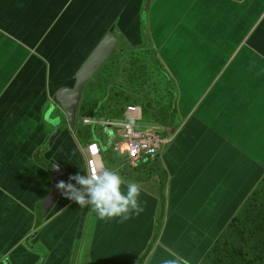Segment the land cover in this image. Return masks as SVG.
I'll list each match as a JSON object with an SVG mask.
<instances>
[{
	"label": "crops",
	"instance_id": "obj_1",
	"mask_svg": "<svg viewBox=\"0 0 264 264\" xmlns=\"http://www.w3.org/2000/svg\"><path fill=\"white\" fill-rule=\"evenodd\" d=\"M71 2L0 0V30L9 25L28 36L33 28L25 20H54ZM145 3L79 0L77 15L89 4L95 12L98 4L119 6L112 20L113 27L122 24L117 28L123 46L154 53L152 73L167 87L165 115L173 118L170 126L157 124L170 137L159 154L167 173L162 192L158 176L136 182L125 169L116 171L122 190L137 183L143 211L100 220L91 206L78 205L60 189L46 211L41 201L51 191L56 165L65 173L61 181L88 174L85 145L75 142L61 108L66 127L45 119L54 102L44 88L50 67L32 73L24 61L11 64L0 90V264H137L149 244L142 264H151L159 246L165 252L161 260L169 259L167 252L177 255L169 246L179 244L186 254L180 257L198 264L264 176V0H149L143 20ZM23 45L16 40L15 51Z\"/></svg>",
	"mask_w": 264,
	"mask_h": 264
},
{
	"label": "rangeland",
	"instance_id": "obj_2",
	"mask_svg": "<svg viewBox=\"0 0 264 264\" xmlns=\"http://www.w3.org/2000/svg\"><path fill=\"white\" fill-rule=\"evenodd\" d=\"M80 1L82 4H84L87 0ZM88 6L87 12L78 17L77 13H79V0H72L67 10H64L66 8V6H64L62 11L58 13L54 20L53 18L50 20L49 17L51 15H39L41 16V19L38 21L27 19L24 21V23L26 25H32L33 28L28 36H22V32L18 30L11 31L9 25H4L9 32L7 30H0V90L3 89L2 87H4V84L7 82L6 80H8L9 76L12 74L10 71L11 64L14 65L13 68H16L17 65L22 61L26 62L25 67L29 66L32 70V73L37 71L41 66H44L41 71H45L47 73L50 67V76L47 78V82L44 84L45 92L48 93V95L51 94L54 96L56 90L60 87L73 86L75 73L95 47L96 44L93 46V48L92 45L96 39L101 35L103 38V36L108 33V31H111L114 36L117 38L119 37L118 39H120V42L118 45L122 47V50L115 52L116 54L114 56L105 61L103 66L99 69V73L96 74V77L91 80L90 84L87 86L83 99L92 102L100 100L107 92L108 86L111 83H117L129 90L141 94L148 100L149 103H151L153 107L159 109L164 108L166 106L165 99L167 87L162 84L152 73L151 56L154 55L153 51L147 50V53H144L141 50L129 52L127 47L123 46L124 44L122 42L124 40L117 28L122 24L121 22L118 24L116 21L114 22L116 26L113 27L112 20L119 6L104 5L103 7L102 5L98 4L96 5L98 10L95 12L94 4L90 5L93 7L92 9L94 10V14L96 13L95 17H97L99 21L94 20L95 17L93 15V10L90 8V6ZM57 8L58 7L56 6V9ZM103 8L104 12L102 13ZM36 15L38 14L36 13ZM78 18H80L78 21L79 23L76 22V19ZM84 24L87 25V29H89L88 32H86V37V33L84 34L83 28ZM144 24L145 22H143V25ZM142 30L143 32L145 31L144 28H142ZM79 33H83L84 35L79 37ZM16 40L17 42L24 44L23 49L18 46V49L15 51L14 44ZM37 40L38 42L35 45ZM125 43L127 44V42ZM27 46H29L30 49ZM55 71H57L59 74L57 72L54 74ZM22 74H27L25 68H23ZM37 77L41 79V75L35 76L36 79H32L33 84L35 81L39 80ZM13 78L14 76H11V79ZM165 81L166 80L162 82ZM138 101L140 100L138 99ZM45 119L66 127V121L64 117L51 105L48 106L46 110ZM147 119L149 118L144 117L143 115V118L138 123H140V125L143 127L147 126L149 128L159 129L157 124L150 123ZM86 129L98 135V138L95 140L100 145L103 140H107V135L103 131L102 127L98 125H91V128ZM83 131L84 129L81 128L79 133L77 131L75 134L74 139L77 145L82 144L84 146L87 143V141L83 139ZM168 136V134L165 135V137ZM164 149L165 148H163L162 151ZM112 152V147H107L103 150V154L108 157V161L105 159L106 168L112 166L110 162V158H112ZM131 168L132 167H129L127 169L131 170ZM172 214L173 213L171 210L169 212V219L173 218ZM169 229H167V231ZM154 231L155 237H159L161 226H159L157 229H154ZM140 236H142V233H140ZM161 247L162 246L158 247V251L155 253L151 264H168V262H171V264H188L185 262L188 261L187 259L183 258L185 260L184 261L180 257L182 254L184 256L186 255L185 246H180V244L176 246H169L176 250L177 255L169 251L173 257L167 252L169 259L163 258V260H161V256H163L165 252ZM189 247L190 246L187 248ZM194 248L197 249V246H194ZM226 264H241V262L233 258L228 260Z\"/></svg>",
	"mask_w": 264,
	"mask_h": 264
},
{
	"label": "trees",
	"instance_id": "obj_3",
	"mask_svg": "<svg viewBox=\"0 0 264 264\" xmlns=\"http://www.w3.org/2000/svg\"><path fill=\"white\" fill-rule=\"evenodd\" d=\"M153 61L157 64L156 60L153 59ZM95 77L96 75L91 80ZM91 80L85 85L78 116L97 119H119L122 118L127 106L139 105L142 111V118L144 115V117L149 118L147 120L150 123L164 126L171 125L173 118H169V120L166 118L165 113L168 112L166 109L153 107L141 94L117 83H111L108 86L107 92L100 100L94 102L84 100V93ZM98 126L102 127V125ZM81 128L84 129L82 132L83 139L87 143L96 141L95 139L98 138V135L86 129L91 128V125L77 127L75 134L77 131L79 133ZM166 134L167 131L164 130L162 136ZM159 159V155H156L153 159H144L132 167L131 170L128 169L129 179L138 182L149 180L153 176H158L160 180L159 190L162 192L166 183L167 173L160 166ZM160 225V221H158L156 229ZM151 247L152 244H149L145 252L137 260V264H142ZM233 258L240 261L241 264H264V176L237 212L226 223L223 230L202 256L198 264H226L228 260Z\"/></svg>",
	"mask_w": 264,
	"mask_h": 264
},
{
	"label": "built area",
	"instance_id": "obj_4",
	"mask_svg": "<svg viewBox=\"0 0 264 264\" xmlns=\"http://www.w3.org/2000/svg\"><path fill=\"white\" fill-rule=\"evenodd\" d=\"M141 119L142 111L139 105L127 106L122 118L119 119L77 117L76 127L79 125H102L103 131L107 135L105 143L100 145L97 141H90L82 148L83 154L86 156L88 174L106 168L105 159L108 161V157L103 154V150L107 147H112L113 152L112 158H110L112 166L106 169L115 172L134 167L142 160L153 159L161 153L170 138L162 136L163 130L160 128L141 126L138 123ZM66 121L68 122V120ZM69 129L75 136L76 129L70 125Z\"/></svg>",
	"mask_w": 264,
	"mask_h": 264
},
{
	"label": "clouds",
	"instance_id": "obj_5",
	"mask_svg": "<svg viewBox=\"0 0 264 264\" xmlns=\"http://www.w3.org/2000/svg\"><path fill=\"white\" fill-rule=\"evenodd\" d=\"M123 184L119 173L105 168L89 174L70 176L68 182L60 181L58 188L78 205L91 206L100 220L127 219L131 213L143 211L138 201L142 189L133 182L122 190Z\"/></svg>",
	"mask_w": 264,
	"mask_h": 264
},
{
	"label": "water",
	"instance_id": "obj_6",
	"mask_svg": "<svg viewBox=\"0 0 264 264\" xmlns=\"http://www.w3.org/2000/svg\"><path fill=\"white\" fill-rule=\"evenodd\" d=\"M148 3L149 0H146L145 8L143 10V19L145 18ZM117 41V37L114 36L111 31H108L76 71L73 86H63L56 90L53 103H57V107L53 103H51V106L56 110L58 107L61 108L71 127L76 128V120L85 85L97 74L105 61L111 56L112 49ZM58 131L59 128H56L49 136L46 146L52 144ZM64 176L65 173L61 166L56 165L55 173L51 181V191L41 201L46 211L56 203L59 194L58 184Z\"/></svg>",
	"mask_w": 264,
	"mask_h": 264
},
{
	"label": "flooded vegetation",
	"instance_id": "obj_7",
	"mask_svg": "<svg viewBox=\"0 0 264 264\" xmlns=\"http://www.w3.org/2000/svg\"><path fill=\"white\" fill-rule=\"evenodd\" d=\"M118 39V38H117ZM117 43H118V41H117ZM116 43V44H117ZM120 50V48L118 47V45H115L114 47H113V49H112V53H111V56L110 57H112V56H114L116 53L115 52H118ZM110 57L108 58V59H110ZM98 73V72H97Z\"/></svg>",
	"mask_w": 264,
	"mask_h": 264
},
{
	"label": "snow or ice",
	"instance_id": "obj_8",
	"mask_svg": "<svg viewBox=\"0 0 264 264\" xmlns=\"http://www.w3.org/2000/svg\"><path fill=\"white\" fill-rule=\"evenodd\" d=\"M93 150H95V148H93Z\"/></svg>",
	"mask_w": 264,
	"mask_h": 264
}]
</instances>
